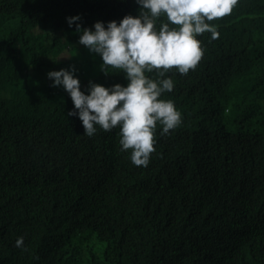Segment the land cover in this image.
Instances as JSON below:
<instances>
[{
  "label": "trees",
  "instance_id": "16d2710c",
  "mask_svg": "<svg viewBox=\"0 0 264 264\" xmlns=\"http://www.w3.org/2000/svg\"><path fill=\"white\" fill-rule=\"evenodd\" d=\"M135 10L131 0H0V195L10 197H0V264H264V108L241 103L242 76L218 65L225 50L264 65V0H238L209 21L220 34L201 40L205 59L166 73L175 87L162 98L183 122L167 140L157 123L147 167L120 150L118 127L84 135L46 74L61 64L81 90L126 84L78 49L65 16ZM241 116L260 117L259 132L237 128Z\"/></svg>",
  "mask_w": 264,
  "mask_h": 264
},
{
  "label": "clouds",
  "instance_id": "9594fccd",
  "mask_svg": "<svg viewBox=\"0 0 264 264\" xmlns=\"http://www.w3.org/2000/svg\"><path fill=\"white\" fill-rule=\"evenodd\" d=\"M131 1L137 4L136 10L127 14L90 21H84L79 13L65 16L78 49L84 45L98 54L105 73L109 68L122 70L126 84L105 86L90 80L86 90H81L75 68L61 64L49 67L46 74L54 87L62 86L69 94L74 108L68 115L80 119L84 135H94L97 126L106 132L118 127L120 150H130L131 162L147 167L157 123L167 140L172 137L170 130L183 122L175 102L162 98L175 87L166 73L175 68L185 75L205 59L206 49L198 37L208 32L211 39L218 38V26L209 21L229 15L238 0ZM69 56L66 51L60 58ZM154 70V78L146 74ZM23 239L17 237V247L23 246ZM91 239L101 251L105 249V241L94 234Z\"/></svg>",
  "mask_w": 264,
  "mask_h": 264
},
{
  "label": "rangeland",
  "instance_id": "374dc122",
  "mask_svg": "<svg viewBox=\"0 0 264 264\" xmlns=\"http://www.w3.org/2000/svg\"><path fill=\"white\" fill-rule=\"evenodd\" d=\"M134 7L137 5L133 1ZM209 37V33L205 32L198 38ZM226 76L233 77V74H240L242 80L238 87L239 100L241 103L250 104L255 110L264 108V65H244L240 57H230L228 52H223V60L218 63ZM1 198L9 199V196L0 195ZM29 255L28 253L24 256Z\"/></svg>",
  "mask_w": 264,
  "mask_h": 264
},
{
  "label": "crops",
  "instance_id": "0c3cea01",
  "mask_svg": "<svg viewBox=\"0 0 264 264\" xmlns=\"http://www.w3.org/2000/svg\"><path fill=\"white\" fill-rule=\"evenodd\" d=\"M125 2H127V0H125ZM130 11H124V14L129 13ZM261 122L260 117H251L248 118L247 120L243 119V116L240 117V121L239 124L236 125L237 128H243L245 130H247V132L249 134H257L259 132V123Z\"/></svg>",
  "mask_w": 264,
  "mask_h": 264
}]
</instances>
